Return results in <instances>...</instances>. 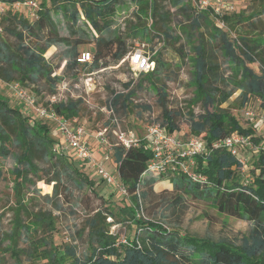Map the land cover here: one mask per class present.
<instances>
[{"label": "trees", "instance_id": "trees-1", "mask_svg": "<svg viewBox=\"0 0 264 264\" xmlns=\"http://www.w3.org/2000/svg\"><path fill=\"white\" fill-rule=\"evenodd\" d=\"M101 1L103 0L65 2L62 14L66 18L69 32L67 36L61 34L60 25L52 15L47 0L42 1L40 16L34 22L23 14L9 10L1 19L4 32L0 34V85L8 86L9 83L18 81L36 97L44 90H48L50 96L56 95L58 85L65 75L56 74V68L60 65L54 66L45 57V53L52 46L60 44L65 46L61 55V60L65 61V72L76 69L81 64L77 57L80 54L79 47L83 44L94 46L90 73L108 67L112 62L118 64L123 60L130 49L128 36L125 37L113 29L116 22L115 1L111 0L105 7ZM133 1L138 6L137 16H151L155 27L165 20L162 4L166 0ZM171 5L180 11L189 10L193 29H198L202 21L206 20L214 24V30L210 33L211 39H206L205 34H202L196 47V81L204 99L205 110L199 117H191L189 134L179 130L175 120L176 113L170 107L165 86L161 85L163 72L169 66L164 56L165 49L157 52L155 69L142 76L150 79V86L158 95L157 103L163 118L161 125L169 133L182 138L191 135L202 138L205 151L194 157V170L205 181L191 180L179 172L144 177L143 172L154 156L147 144L142 140L139 145L126 147L117 141L111 131V145H107L105 149L111 154L120 179L129 191L128 197L134 208L130 219L137 225L139 232L137 230L132 238L126 237L124 242L118 233L110 231V225H104L107 218L114 216L113 212L107 207H95L85 223L90 254L80 258L74 246L56 245L52 237L41 234L46 233V228L52 229L53 222L47 220V214L40 210L36 217H32L33 222L24 226L23 234L27 237L29 248L27 260L22 261L17 257L12 264H264V129L257 125L244 127L228 112L218 108L210 109V106L228 101L240 89L241 93L237 98L242 100L241 105L245 109H252L250 99L257 96L264 111V74H258L246 65V61H255V55L258 54L263 40L242 38L244 45H240L237 40L231 41L223 31L224 28L217 25L211 11L196 12L191 0H172ZM81 19L88 26V31L79 23ZM222 19L229 29L230 26L242 25L248 20L243 11L225 14ZM142 31L143 28L134 30L130 37H136ZM158 33L163 40L170 42L177 55L186 57L184 46L179 44L180 37L172 35L171 28L167 25L160 26ZM216 39H219L220 51L239 72L234 81V89L228 91L219 85L222 80L219 63L209 60L206 55V46ZM126 86H134L133 81L130 80ZM142 86L141 81H138L127 93L115 91L108 105H113L115 110L119 106L126 108L137 88ZM82 103V99L54 102L49 100L46 105L74 125L85 126L82 121ZM22 104L11 105L9 99L0 92V163L2 159L11 156L16 162L12 172L18 213L26 210L23 191L31 175L53 184L52 193L46 195L51 203L54 199L61 201L63 194L72 193L73 190L82 192L85 188H88L85 197L95 196L96 199L103 200V196L94 188L99 182L95 174L80 163L72 152L61 151L56 146L60 140L52 136L49 121L40 119L33 113L29 114ZM105 127H111L110 116L106 123L92 133L95 134ZM235 132L248 137L251 143L259 146L255 151L256 159L252 163H249V157L244 151L241 153L248 159L245 171L239 158L230 149L216 145ZM110 137H114L116 141H112ZM44 170H48L47 174H50H44L45 177L40 175ZM1 176L0 170V178ZM161 182L168 183L165 189L169 191H185L195 199L209 198L221 213L249 220L251 226L248 237L243 239L242 245H236L226 240L184 233L166 220L138 217L136 211L148 199L149 190L154 191L155 186ZM35 190L39 191L37 187ZM181 199L177 195L176 200L171 203H179ZM57 208L60 210L61 205H57ZM14 253L17 251L14 250ZM67 258H72L71 263Z\"/></svg>", "mask_w": 264, "mask_h": 264}, {"label": "rangeland", "instance_id": "rangeland-1", "mask_svg": "<svg viewBox=\"0 0 264 264\" xmlns=\"http://www.w3.org/2000/svg\"><path fill=\"white\" fill-rule=\"evenodd\" d=\"M67 1L69 3L78 2V0H48L52 15L60 25L61 34L66 36L69 32L66 26V18L62 14V6ZM110 1L103 0L101 4L105 7L109 5ZM114 1L116 22L113 29L125 37L128 36L130 51L118 64L112 62L108 67L90 73L92 63L79 64L76 69H68L65 72V61L61 60L65 48L64 44L49 48L45 53V57L54 66L60 65L58 69L56 68V74L65 75L64 80L58 85L56 94L59 93V95H57V100H83L82 121L90 135L89 141H92L95 136L92 131L106 123L107 118H109L105 108L109 106L108 101L114 92L123 91L127 93L132 87H135L138 81H141L143 86L137 88L128 102V106L126 108L119 106L115 112L124 131L144 138L147 127L153 123L161 124L163 118L161 108L157 103L158 95L150 86V79L133 74L130 53L141 42H146L150 46L158 44L159 52L165 49L164 56L169 63V66L163 72L161 85L165 86L170 107L176 113L175 120L179 130L182 133L189 134L191 117L195 116L197 118L205 110L204 99L196 81V47L202 34H205L206 39L208 37L211 39L210 33L214 30V24L206 20L202 21V25L198 29H193L192 14L189 10H177L176 7L171 5L172 0H166L162 4L165 20L160 21L158 26L155 27L152 17H148L146 14H141L140 17L137 16L138 6L133 0ZM191 3L194 7L192 1ZM236 4L237 9L235 12L243 11L248 20L242 25L230 26V29L225 26L223 31L227 33L231 41L237 40L240 45H244L242 38L263 40L258 54L255 55V61H246V65L254 72L264 74V0H236ZM196 12L199 11L196 9ZM83 21L81 19L79 23L82 25ZM165 25L171 28L172 35L180 37L179 44L184 46L185 58L177 55L171 48L170 42L167 39L163 40L158 33L160 32V26ZM82 27L88 31V26L83 24ZM142 28L141 34L130 37L134 30ZM206 47L208 59L217 61L220 65L219 73L222 80H220L219 85L227 91L234 89V81L239 72H237L236 66L230 63L220 51L219 39L214 40ZM82 51H91L94 54L93 44L81 45L78 53ZM130 80L133 81L134 86L127 87L126 83ZM0 92L9 99L11 105L19 106L22 104L9 90L8 86L1 84ZM240 93L241 90L237 89L228 101L210 106V109L218 108L228 112L230 115L235 116L244 127L257 125L264 129V122L260 120L263 111L261 100L257 96H252L250 99L252 109L247 110L241 105L242 100L237 98ZM50 95L48 90H44L42 94L37 95L38 101L46 104L51 98ZM23 108L25 109L24 105ZM28 113L32 114L31 111H28ZM49 124L52 136L56 139L59 138L60 143H64V138L58 135L54 123L49 122ZM110 138L112 141H116L114 137ZM102 148L104 149V147ZM243 151L249 157V163L256 159L257 153L255 151ZM111 162L116 167L112 157ZM76 163L78 165V162ZM15 165L16 162L13 156L2 159L0 163V170L2 171L0 178V262L12 264L17 257H20L22 261L27 260L29 248L27 247V237H24L23 234L24 226L32 223L34 220L32 217H36V213L40 210L47 214H45L47 220L53 222V228H46V233L41 232V234L52 237L56 245L74 246L80 258L90 254L88 229L85 228V223L95 207H107L113 212L114 216L107 218L104 225H110V231L113 229L112 227H115L113 231L118 233L121 240L126 239V237L127 239L128 237L132 238L137 230L139 232L137 225L130 219L131 214L134 213L130 197H124L113 192L99 178L97 179L99 182L94 188L103 196V200L106 202L99 198L96 199L95 196L85 197V193L88 192V188H85L82 192L73 190L72 193L63 194L60 198L61 201L54 199L51 203L46 199V195L52 193L53 184L46 183L39 176L31 175L25 183L23 191L26 210L18 213L16 210L17 194L12 172ZM47 171H42L40 175L44 176L45 174V176H48L50 173L47 174ZM110 171L115 172V170ZM166 185H168L167 182H161L155 186L154 191L149 190L148 199L144 200L141 208L136 211L137 215L140 214L138 217L156 221L166 220L184 233L210 237L215 240H226L236 245H242L243 239L248 237L251 226L249 220L221 213L209 198L195 199L185 191H169L165 189ZM35 187L39 191L35 190ZM177 195L182 197L181 201L172 204L171 202L176 200ZM57 205H61L60 210H58ZM14 250L17 253H14ZM71 260L72 258H67L69 263H71Z\"/></svg>", "mask_w": 264, "mask_h": 264}, {"label": "built area", "instance_id": "built-area-1", "mask_svg": "<svg viewBox=\"0 0 264 264\" xmlns=\"http://www.w3.org/2000/svg\"><path fill=\"white\" fill-rule=\"evenodd\" d=\"M43 0H0V34L4 32V26L1 19L9 10L23 14L31 22L39 18V12L42 9ZM48 1V0H47ZM131 1V0H130ZM198 11H211L216 19L218 26L225 28V22L222 17L225 14L236 11V0H191ZM151 17V16H150ZM159 51V45H149L146 42L138 43L135 50L130 53L132 72L135 76L151 72L156 66V54ZM77 60L81 64L91 63L93 55L91 51L80 52ZM9 90L20 100L26 109L31 111L40 119L54 123L58 135L64 138V143H56V146L64 152H72L80 163L86 165L97 179L105 182L113 192L119 193L124 197L129 196L126 185L121 181L118 170L110 171L106 167V162L111 161V154L106 151V146L111 145L109 132L112 131L117 141L126 147L139 145L142 140L153 153V158L148 163L143 176H150L160 173L174 174L181 173L194 181H205V178L195 170L194 157L205 151L201 137L191 135L182 138L176 134L169 133L165 127L159 123H153L147 127L144 138L134 133L126 132L122 129L120 119L118 118L113 105L105 108L108 116L111 117V127H105L95 133L99 144L104 147L102 156L96 155V150L89 141V133L84 125H74L69 119L59 115L51 106L40 103L38 98L25 88L20 82L13 81L8 84ZM58 94L50 96L51 102L58 99ZM251 114H253L251 112ZM260 120L264 122V111L260 115ZM230 149L232 154L236 155L242 163L243 171L247 164V158L241 153L243 150L256 151L259 146L250 142L248 137L237 132L216 143ZM141 204V201H140ZM140 216V214H138ZM115 229V227H112ZM113 229L111 232L114 233ZM126 242L125 239H123Z\"/></svg>", "mask_w": 264, "mask_h": 264}, {"label": "crops", "instance_id": "crops-1", "mask_svg": "<svg viewBox=\"0 0 264 264\" xmlns=\"http://www.w3.org/2000/svg\"><path fill=\"white\" fill-rule=\"evenodd\" d=\"M93 138L94 139L92 141L91 140L90 141L92 142V145H93V147L96 150V155L100 158L102 156V150H103V148L101 147V145L99 144V142L96 141L97 139L95 138V136ZM106 167L109 170H115V172L117 171V168L114 167V165H113V163L111 161L106 162ZM114 168H116V169H114Z\"/></svg>", "mask_w": 264, "mask_h": 264}]
</instances>
